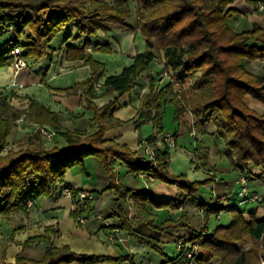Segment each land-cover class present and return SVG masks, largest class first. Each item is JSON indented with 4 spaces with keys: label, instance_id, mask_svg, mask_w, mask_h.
<instances>
[{
    "label": "trees",
    "instance_id": "obj_1",
    "mask_svg": "<svg viewBox=\"0 0 264 264\" xmlns=\"http://www.w3.org/2000/svg\"><path fill=\"white\" fill-rule=\"evenodd\" d=\"M235 1L135 0L137 28L146 42V51L137 54L132 64L125 66L120 74L107 77L104 89L99 94L94 91V85L104 67L88 59L86 62L92 70L91 77L72 88L81 90L89 99L117 93L101 108L92 106V121L96 131L85 136L63 132V148H46L44 139L37 131L33 136V145L0 155V215L6 216L13 210H26L28 201L34 202L38 197L49 196L54 183L62 181L67 170L81 165L85 158L93 157L110 178L108 189L116 191L115 200L124 202L127 196H132L136 211L150 228L163 232L187 226L183 217L156 224L148 216L145 207H167L173 200H155L147 190L134 191L118 183L117 174L112 173L111 162L121 161L133 176L145 174L153 180L174 185L186 198H196L206 180L189 181L183 176H171L168 171L169 149L165 144H162L165 151L161 152L155 147L154 158L150 159L139 157L125 145L103 140L105 131L123 124L112 116L119 107L118 97L133 89L139 75L149 72L150 65L158 59L159 51L164 70H170L176 82L181 83L194 74H200L194 81L196 93L191 98H184L173 90L171 83L158 89L151 79L149 91L141 97L132 124L139 128L143 123L151 122L153 127L159 128L158 133H162L159 104L173 103L177 119L183 113H190L193 117L202 116L204 122L212 121L225 139V147L232 154L229 160L236 170L240 171L247 162L264 169V118L254 115L243 103V98L249 95L264 104V71L252 74L246 69L250 62L264 61V28L254 25L248 31L232 30L228 21L238 16L230 8ZM247 1L255 6L259 2L264 3L262 0ZM129 18L127 0H116L112 4L103 0H0V68L12 63L13 58L9 53L15 48L20 50V56L26 61L42 59L47 54L49 43L69 26H75L79 34H93L96 28L87 25L89 20L129 28ZM73 51L76 56H83V47ZM0 115L5 117L0 120L1 154L10 126L9 118L19 114L8 115L4 100L0 98ZM25 119L49 125L55 135V131L60 129L56 118L36 104H31ZM151 139L155 137L148 138V141ZM196 155L198 157L199 154ZM76 193L72 190L76 206L72 216L75 219L92 198L87 196L75 200ZM117 202L116 208L123 213L122 206L117 205ZM198 205L202 207L205 204ZM204 209L207 216L218 215L226 209L231 212V221L227 226H218L200 240H195V245L203 251L191 260L186 258L187 248L171 259L153 243L138 236L135 238L160 253L164 258L161 264H190V261L193 264H207L213 253H222L227 243L236 241L242 231L257 241L264 237V219L258 220L252 214L245 219L244 214L235 210V207L210 208L206 205ZM120 218L129 229L127 215H121ZM33 240L46 243L42 257L39 260L28 257L25 253L27 243L16 255L13 264H96L111 261L107 256H85L75 254L67 247H53L44 237H36L28 242ZM245 256V253L237 255L233 264H246ZM117 260L128 258L120 257ZM0 264L6 263L0 261Z\"/></svg>",
    "mask_w": 264,
    "mask_h": 264
},
{
    "label": "crops",
    "instance_id": "obj_2",
    "mask_svg": "<svg viewBox=\"0 0 264 264\" xmlns=\"http://www.w3.org/2000/svg\"><path fill=\"white\" fill-rule=\"evenodd\" d=\"M103 1L112 4L116 0ZM127 3L130 18L131 16L134 18L133 23L129 22L130 18L128 19L129 28L93 21L96 28L95 33L79 34L75 26H69L60 31L49 43L47 54L42 59L27 60L26 67L17 73L14 72L12 63L0 68V98L4 100L8 115L10 113L19 114L9 118L10 126L4 144L10 147L8 151L33 145L35 143L33 136L37 133V126L51 129L47 124L40 125L30 119H25L31 104H36L53 115L60 126L50 142L43 140L46 148L65 147V141L61 136L63 132L85 136L96 131V126L92 121L93 108H101L116 97L117 93L89 99L81 90L72 88L76 84L86 82L91 77L92 70L86 62L88 59L104 67L97 81L101 84L102 92L107 77L120 74L125 66L132 64L137 54L146 51V42L136 26L135 0H127ZM230 8L238 14L228 21L232 30L248 31L254 25L264 28V12L257 11L254 4L247 0H236ZM81 47H83L82 57L73 54V49L78 51ZM160 62H153L149 72L138 76L133 89L118 97L119 107L112 116L123 124L114 126L103 134L104 141L125 145L132 152H136L139 157H148L146 150L154 153L155 147L161 146L153 130L152 133L143 135L142 130L145 125L153 127L151 122L143 123L139 128L132 124V120L136 118L141 97L149 91L150 80H154L155 86L157 79L160 80L158 77L161 70ZM248 66L250 68L248 70L246 67L247 71L256 74L264 68V61L256 60L248 63ZM185 82L183 89L188 85V82ZM168 83V77L161 78L159 89ZM245 99L246 103H253L249 96ZM256 104L262 106L255 102ZM180 117L190 127L192 115L183 113ZM19 118H23L24 121L17 122ZM3 119L5 117L0 115V120ZM161 136L162 133H160ZM150 137H155V139L148 141ZM175 140L177 141V134ZM7 152H1L0 155L4 156ZM111 165L112 173L118 176V183L125 184L134 191L147 190L155 200H173L167 207L156 208L151 205L145 207L148 216L156 224H161L168 219L177 220L179 218L181 214V212L178 214L179 210L181 211L185 202H182L184 196L180 197V192L174 185L172 187L175 197L162 198L166 194L164 184L155 185L156 180L129 174L121 161L114 160ZM140 179L145 182L143 187L137 185V180ZM109 184L110 178L98 161L93 157H88L81 165H75L67 170L63 180L54 183L49 196L38 197L26 210H13L6 216L0 215V261L13 264L16 255L27 243L26 255L40 259L46 243L40 240L28 242L36 237L46 238L56 248L67 247L75 254L111 258V261L96 264H161L164 261L160 253L140 243L135 236L158 246L166 257L175 258L177 256L175 245L179 238L184 236L180 232L184 228L163 232L150 228L136 211L133 197L129 195L124 202L121 200L117 202L115 200L116 191L108 189ZM64 187L72 188L77 192H85L89 198L92 197L89 205L78 213L77 219L72 216V211L76 209L74 198L58 194ZM75 200H80L78 193H76ZM116 202L117 205L122 206L123 213L116 208ZM222 213L218 215L219 219ZM124 214L127 215L129 229L124 226L120 218ZM183 239L188 241L189 237L184 236ZM34 254H38V257ZM120 257H126L128 260L118 261Z\"/></svg>",
    "mask_w": 264,
    "mask_h": 264
},
{
    "label": "rangeland",
    "instance_id": "obj_3",
    "mask_svg": "<svg viewBox=\"0 0 264 264\" xmlns=\"http://www.w3.org/2000/svg\"><path fill=\"white\" fill-rule=\"evenodd\" d=\"M129 22H134L133 16H131ZM93 24L94 22L92 20H89L87 23L88 26H92ZM157 54L159 56L155 61H161V70L158 75L160 80L157 79L156 87L159 89L161 78L168 77L169 83L173 85V90L176 93L181 94L184 98H191L196 93L194 81L200 74H194L181 83L176 82L173 75L166 74L163 77L162 75L165 70L163 68V61L160 60L162 58L161 51L157 52ZM246 67L249 70L250 67L248 64ZM262 71H264V68L259 73ZM185 81L188 82V85L183 89L182 86L186 84ZM246 96L243 98V103L246 108L252 111L257 117L264 118V104L254 100L250 96L253 103L248 104L246 103ZM166 98L169 99V96L167 95ZM255 102L262 104V106L255 105ZM159 111H161L162 133L177 134L176 148L168 150V171L170 175L173 177L183 176L189 181L201 182L206 180L205 187L203 186L204 188L200 189L196 198L183 197L182 202L185 203H183V207L178 213L180 214L181 212L179 218L183 217L185 224L190 227H183L184 229L179 228L183 229L180 232L184 236L189 237V239L188 241H184V236L179 238L175 245L177 254H180L187 248L188 250L185 251V255L188 260H191L195 255L202 254L203 251L197 244L195 245V240H200L204 234L213 232L218 226H227L231 221V212L226 209L221 211L223 213L220 219L218 218L220 214H211L208 217L204 209L206 204L213 206L210 208L216 206L221 208L235 207V210L244 214L245 219H248L250 214L254 215L258 220L264 219V169L256 166L252 162H247L240 171L236 170L230 162L232 154L225 147V139L216 130L212 121L204 122L202 116H194L196 126L194 125L195 136L193 138L190 135V127L183 118H176V109L173 103L167 102L164 105L160 103ZM152 130L157 141L160 140L161 142V146L157 145L158 149L164 152L165 149L162 146V137L158 133L160 131L158 127L145 125L142 130L143 135L152 133ZM196 153L199 154L198 157ZM238 174H242L245 177L247 190L256 192L260 196L259 201L245 204L238 203L240 200L237 193L241 189V185L238 182ZM144 183L141 179L137 180L138 187H143L142 185ZM158 183L166 186V189H164V193L166 194L162 198L175 197V191L172 185L156 180L155 185ZM181 195L183 196L180 193V197ZM198 204L205 205L201 207ZM235 240L229 241L226 249L222 253H217L218 251L213 253L207 264H233L236 256L241 253H245L246 255V264H264V237L260 241H257L242 231ZM191 251L193 253L187 255V252ZM34 255L38 257V254ZM190 264H193L192 261H190Z\"/></svg>",
    "mask_w": 264,
    "mask_h": 264
},
{
    "label": "built area",
    "instance_id": "obj_4",
    "mask_svg": "<svg viewBox=\"0 0 264 264\" xmlns=\"http://www.w3.org/2000/svg\"><path fill=\"white\" fill-rule=\"evenodd\" d=\"M257 11L259 12H264V3L259 2L256 6ZM9 56H11L13 58L12 60V68L14 70L15 73H17L19 70L23 69L26 67L27 63L26 60L23 59L20 56V50L18 48H15L14 50H12L9 53ZM166 74H169L170 76L173 75V73L168 70V71H164L163 73V77L166 76ZM94 91L96 92V94H99L101 91V84L96 82L94 85ZM190 114V113H189ZM191 115V114H190ZM24 120L23 118H19L17 122L22 123ZM195 120L192 116L191 122H190V127H191V131H190V135L194 138L195 136V132H194V125H195ZM36 130L39 132V134L41 135V137L46 141V142H50L55 133L53 130L47 128V127H43V126H37ZM162 143L166 145V147L170 150L172 148H176V140L173 134L171 133H162ZM8 150H10V147L8 146H4L1 150V152H7ZM146 155L150 158L153 159L154 158V153L150 150H146ZM140 176L142 178H148L149 180H151V178H149L148 176H146L145 174H140ZM238 182L241 185V189L239 190V192L237 193V196L239 198V202L240 204H245V203H254L260 200V196L256 193V192H250L247 190L246 187V179L242 174H238ZM72 188H67L64 187L60 190V192L58 193L59 195H64V196H72ZM79 194V198L83 199L85 197H87V194L85 192H81L78 191ZM33 205V201H28L27 202V207H31ZM81 222V220H80ZM115 232H117V230H115ZM191 252H187V255H190Z\"/></svg>",
    "mask_w": 264,
    "mask_h": 264
}]
</instances>
